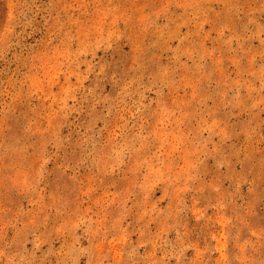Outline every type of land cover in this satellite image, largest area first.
Wrapping results in <instances>:
<instances>
[{
    "label": "rangeland",
    "instance_id": "1",
    "mask_svg": "<svg viewBox=\"0 0 264 264\" xmlns=\"http://www.w3.org/2000/svg\"><path fill=\"white\" fill-rule=\"evenodd\" d=\"M0 264H264V0H0Z\"/></svg>",
    "mask_w": 264,
    "mask_h": 264
}]
</instances>
